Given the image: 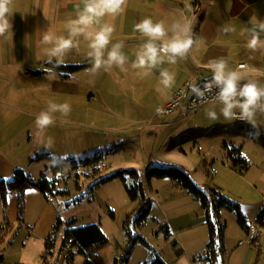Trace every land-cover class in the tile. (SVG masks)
<instances>
[{"label":"crops","instance_id":"1","mask_svg":"<svg viewBox=\"0 0 264 264\" xmlns=\"http://www.w3.org/2000/svg\"><path fill=\"white\" fill-rule=\"evenodd\" d=\"M196 1H198L199 7L195 15L193 2ZM77 4H80V0H15V13H13L12 17L13 40L0 38V107L9 106L14 113L29 116L38 115L29 108L31 100L23 87L30 79L37 81L45 80L46 78L45 73L38 76L29 75L30 69L34 67H41L38 70L46 68L47 57L43 54L42 49L50 47V45L41 43L42 32L50 28L57 36H67L65 22L76 18ZM185 17L192 22L193 39H198L202 43L194 44L187 58L178 60L177 64L170 65L165 62L160 66V68H166L169 72L175 73V77H177L171 90L162 89V92L157 94V98L161 100L164 106L171 101L174 91L185 81L199 79L196 83L198 84L201 80L210 79L212 72L208 67L209 61L219 58H224L227 61L230 70H234L238 63H246L248 70L245 72L244 82L251 79L264 85V49L253 52L246 46L250 39L246 29L252 26L250 23L252 18L255 17L256 21H264V0H128L127 10L124 14L117 16L115 19L105 16L102 20V23L106 22L115 25L116 30L112 36V43L122 41L124 43L123 51L129 59V70L127 73H122L119 69H113L111 72L115 74L114 83H122L125 80L133 91L137 88L148 87L151 83L163 88L159 82L160 68L153 69L150 76L142 77L137 74L139 70L132 69L130 66L136 59V51L148 39L139 32L134 31V25L144 19H151L153 22L163 21L165 26L170 28L175 22H184ZM225 26L234 27L235 31L225 33L222 31ZM170 35L171 32H169ZM80 39L79 51L73 50L66 57V64L74 62L86 64V69H88L91 65L86 56L87 44L83 41V38ZM157 43L161 42L157 41ZM108 74L101 71L95 77L101 84H104ZM70 82H72L71 79L63 80L58 76L57 79L51 80V91L61 95L70 94L75 87ZM151 89L150 92L156 95ZM175 112H179L175 116V120L170 121L167 115L165 118L167 122L162 121L158 124L162 129H171L163 138L161 147H164L167 141L176 142L174 135L182 127L179 124L180 120L183 115L186 119L190 117L184 110ZM234 122L236 124L230 123L234 129L237 128L236 126L239 128L242 125H246L248 129H251V125L247 123ZM154 123L155 121L152 120L148 121L147 124L151 125ZM224 126H226V122L220 128L222 129ZM256 126V133L240 132V139L237 142L230 141L233 134H226L225 140L221 142L222 146L219 152L208 151L203 144V149L201 147L202 151L199 150L202 159L198 167L203 170L205 173L204 177L208 180L201 181L203 190L207 187H216L222 195L234 202H238L241 207V213L248 224L255 222L258 213L264 207V148L252 140V137L257 133L261 132L264 134V113L257 114ZM178 143L180 145L185 142L181 140ZM225 145L240 149L242 156L249 162V168L244 174H239L231 168L227 159ZM34 153L37 154L35 151ZM183 153L185 152L183 151ZM8 158L13 159V157L0 154V181L9 180L16 169L23 170L18 168ZM30 162L32 163L33 160L30 159ZM186 169V172L189 173L190 170ZM23 171L32 178L29 173H26L25 170ZM206 174L209 177H206ZM140 184L142 186L141 182ZM147 184L150 187L153 181H147ZM148 187L144 188L142 186L144 195L149 203L148 216H150L154 199L150 195ZM162 187L163 189L160 188L158 191L162 201L159 204L163 206V204L168 203L171 206L167 210L161 208V219L156 222L157 225H160L164 221V226L161 225L157 228L156 240L158 241V247L166 250L171 264H212L209 253L206 250L209 242V229L205 221L204 211L200 207L199 215L192 217L189 213L182 210L179 202L181 198L184 199L187 192L183 189L171 191L165 185H162ZM98 190H100V187L97 188ZM29 193V190L25 193L23 223L17 221L15 193H7V217L12 228L18 223L20 227L28 231L29 236H36L37 241L45 242L57 219H61L63 222L75 219L76 223L73 226L75 228L95 224L89 216L77 218L78 214H75L77 213L76 211L63 215L60 207L55 206L51 200L47 201L43 197H36L33 194L29 195ZM29 196L34 198L37 205L35 211L37 215L33 219H30L29 216ZM193 201L198 203L195 200ZM10 202L13 203V208L11 206L8 211ZM133 204L138 206L137 211H139L141 207L139 201L136 200ZM74 206L77 205L67 206V209H71ZM125 209L124 211H126ZM1 211L0 199V229L4 223ZM222 212L228 211L222 210ZM222 212H220L219 217L220 221L225 224V230L220 245L221 250L214 263L264 264V247L256 249L246 243H242L245 245L239 244L245 238V232L237 224L235 213L228 212L226 215H222ZM126 214L131 213H125L124 217ZM100 229L102 231L101 225ZM133 229L138 231L139 226H133ZM141 237L147 244L148 240L146 237L143 235ZM231 240H237L236 243L238 245L230 244ZM125 243L126 237L122 229L118 243L113 245L108 239V245L97 252L91 264H114V259L119 258L122 254ZM138 244H141V242L134 244L133 251H135ZM151 246L152 248L146 249L142 253L139 263L150 264L155 256L161 261L164 259L160 254L161 248L158 251L157 249L154 251L152 250L154 245ZM2 253L3 249L1 248ZM2 255L4 257V254ZM131 257L132 253L128 263ZM21 263L25 264L24 262Z\"/></svg>","mask_w":264,"mask_h":264},{"label":"rangeland","instance_id":"2","mask_svg":"<svg viewBox=\"0 0 264 264\" xmlns=\"http://www.w3.org/2000/svg\"><path fill=\"white\" fill-rule=\"evenodd\" d=\"M39 68L41 67L30 70ZM70 77H72L69 78L72 81L70 83L75 87L67 95L52 92L51 80L47 78L37 81L30 79L23 87L31 100L29 108L36 114L46 109L48 100L58 104L64 102L71 104L72 111L68 117H61L59 113L55 114L56 124L45 131L44 142H41L36 135V116L14 113L9 106L0 107V154L13 157L8 159L12 160L18 168L29 173L33 180H38L45 169L59 166L61 169L56 175L57 188L60 191H66L67 195L53 197L50 199L52 203L60 207L63 215L76 211L77 218L89 216L95 224L101 225L103 234L113 245L118 243L124 214L131 213L130 216L133 219L132 217H136L139 211H137L138 206L133 204L125 190V186L132 184L133 181L129 175H124L125 183L120 178H115L97 185L102 179L116 171L135 170L137 172L135 181L141 182L142 186L147 188V173L153 168H178L184 171L188 168L191 180L203 190L201 181H206L207 178L204 177L203 170L198 167L202 159L199 152V150L202 151L201 147L203 149L202 144L208 151L219 152L225 136L233 134L230 141L237 142L240 139V132H257V126L255 129L252 126L248 129L246 125H242L234 129L230 123H236L224 120L221 115H218L216 120L209 119L206 113L212 105H205L194 115L187 117L188 119L182 114L183 118L179 123L182 127L174 135L177 143L167 141L165 146L161 147L163 138L171 130L158 126L167 116H158L155 113L158 106H164L157 98L160 92L156 90L158 87L162 90V87L151 83L148 87L133 91L125 80L115 84L113 73H109L105 83L101 84L86 70L74 73ZM150 89L156 95L152 94ZM216 111L219 113V106H216ZM178 113L168 115L169 120H175ZM152 120L155 123L148 125V121ZM225 122L226 126L221 129V125ZM49 137L53 140L50 148L46 147ZM181 140L185 143L179 145L178 142ZM95 156L102 158L97 171L93 170L94 167L81 165L85 159ZM30 159L33 160L32 163ZM72 165H77V168L74 169ZM47 177L52 178V175ZM150 181H153V184L148 187L154 199L152 212L145 221L141 222L138 231L132 229L133 236L143 235L148 243L138 244L135 251L132 250V257L128 264H141L139 262L142 253L152 248L151 245H154L152 249L154 251L161 248L160 254L164 258L162 261L171 264L166 250L158 247L156 240L157 228L164 226V221L160 225L156 223L159 222L158 219H161V208L167 210L171 206L168 203L163 206L159 204L162 201L158 191L160 188L163 189L162 185L168 186L171 191L182 188L169 179L153 178ZM99 187L100 190L97 191ZM29 191V195L43 197L35 189H29ZM179 202L182 210L192 217L199 215L201 211L199 203H195L188 192ZM74 204L77 206L67 209ZM11 206L13 208L12 202L8 206V211ZM36 208L34 198L29 196L30 219L37 215ZM109 212L114 213L113 219L109 216ZM227 213L222 212V215ZM30 236L28 231L20 227L18 223L13 226L12 231L3 238L1 245L5 262L8 264H22L21 262L25 264H85L82 256L75 254L72 258L70 252L60 249L61 236L57 240L52 256L42 262L44 243L37 241L36 236ZM236 242L237 240H231L230 244L236 246L238 245Z\"/></svg>","mask_w":264,"mask_h":264},{"label":"clouds","instance_id":"3","mask_svg":"<svg viewBox=\"0 0 264 264\" xmlns=\"http://www.w3.org/2000/svg\"><path fill=\"white\" fill-rule=\"evenodd\" d=\"M81 4L83 5L81 7ZM128 0H80L76 5V18L65 22L67 36H57L48 28L42 32L41 43L50 45L42 49L47 57L46 67L43 71L46 78L55 80L59 75L56 69L66 65V57L73 51H79L81 39L87 44L86 56L90 68L86 71L95 76L101 71L111 73L113 69H119L127 73L129 68L128 56L124 53V43H112V36L115 32V25L102 23L105 16L115 19L124 14L127 10ZM15 13V0H0V38L13 40L12 17ZM183 15V14H182ZM251 27L246 31L250 36L247 48L253 52L264 49V21H256L253 17L250 21ZM134 31L139 32L147 41L140 45L135 53L136 59L131 63V68L139 70L138 75L148 77L153 69L160 68L165 62L170 65L177 64L178 60L187 58L194 44L202 41L193 39L192 22L187 17L184 22H175L170 28L166 27L163 21L153 22L151 19H144L134 25ZM225 33L234 32L235 28L225 26L222 28ZM169 32L171 35L169 36ZM160 41L161 43H157ZM208 67L212 72L210 80L203 84V87L193 83L190 86L191 93L200 100L212 105L207 111L211 120L223 116L226 121H241L256 128V117L258 113H264V85L248 79L245 81L244 69L247 65H241L237 70H230L224 58L209 61ZM254 70V69H249ZM160 85L164 90H171L175 85V73L169 72L166 68H160ZM161 92V88L156 89ZM219 106V113L216 111ZM72 107L68 102L55 103L47 101L45 110L39 112L35 119L36 135L43 140L45 131L56 124V113L61 117H68ZM53 140L49 137L46 147H51Z\"/></svg>","mask_w":264,"mask_h":264},{"label":"trees","instance_id":"4","mask_svg":"<svg viewBox=\"0 0 264 264\" xmlns=\"http://www.w3.org/2000/svg\"><path fill=\"white\" fill-rule=\"evenodd\" d=\"M198 7V1L193 2V12L195 11V15L198 12ZM45 67H51V65L46 64ZM86 68V64H66L65 66L56 69V71L57 73H64V75H59V77L66 80L69 79L72 74L78 73ZM44 73L43 70L29 71V75L31 76H38ZM252 140L254 143L259 144L264 148L263 133H257L252 137ZM225 148L231 168L239 174H244L249 168V162L242 156L241 150L226 145ZM101 159L100 156L87 158L83 163L81 162V165L84 167L91 166L94 167L93 170H96L98 169ZM72 166L74 169L77 168V165ZM60 169L59 166H52L49 169H45V171L40 174L38 180H33L29 175H26L23 170L16 169L13 171L9 180L0 181V199L4 221L3 226L0 229V264H6L4 257L1 254L3 238L13 229L7 220L6 215L7 193H15L17 221L22 223L25 215V193L27 190H37L47 201L53 197H64L67 195L66 191H60L57 188L58 179L56 178V175L59 173ZM125 174L129 175L133 180L132 184L125 186L128 197L132 202L136 200L139 201L141 207L136 217L131 219L130 214H126L122 221V229L126 237V243L120 257L114 259V264H127L134 244L136 242L145 244V241L141 236H133L132 229L134 225L139 226L141 222L147 219L150 210L149 203L148 201L146 203V196L144 195L140 182L135 181L137 179V172L135 170L116 171L111 174V176L102 179L97 185L109 182L115 178H120L122 182L125 183ZM48 175H52V178H48ZM152 178L169 179L173 181L183 190L188 192L193 200L200 204L201 209L205 213V221L209 229V242L206 246V250L207 253H209L212 264H215L214 262H216L217 255L221 250L220 245L225 230V224L220 221L219 217L222 210L234 212L237 224L244 230V232L248 231L249 224L241 213L240 205L222 195L216 187H207L204 190H201L191 180L189 173L178 168H153L147 173V180L150 181ZM109 216L113 219L112 212H109ZM75 223V219L66 222H63L61 219L55 221V224L44 242V251L41 255L42 262H45L47 258L52 256L53 249L60 236V249L70 252V257L72 258L75 254L82 256L85 260V264H91L92 260L96 257L97 252L108 245V239L101 231L99 224L75 228L73 227ZM255 223L264 229V207L258 213ZM150 264L166 263L159 258H154Z\"/></svg>","mask_w":264,"mask_h":264},{"label":"built area","instance_id":"5","mask_svg":"<svg viewBox=\"0 0 264 264\" xmlns=\"http://www.w3.org/2000/svg\"><path fill=\"white\" fill-rule=\"evenodd\" d=\"M241 65H247L246 63H238L234 70H237L240 68ZM248 66V65H247ZM248 69H244V73ZM211 79V78H210ZM205 79L201 80L197 85L200 87H203V84L210 80ZM199 79H196L194 81H185L181 87L176 89L172 95L171 101L166 104L165 106H158L155 109V113L158 116H167L172 114L175 111L178 110H184L187 115L191 116L194 115L201 107L205 105H209L210 103L197 99L192 93L190 86L193 83H197ZM238 123H244L241 121H238ZM136 226V225H135ZM246 243L249 246H252L254 248H263L264 247V231L263 228L256 225V223L249 224L248 231L245 232V239L240 242L239 244Z\"/></svg>","mask_w":264,"mask_h":264}]
</instances>
